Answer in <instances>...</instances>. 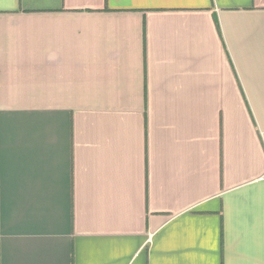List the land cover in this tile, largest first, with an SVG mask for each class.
<instances>
[{
    "label": "crops",
    "instance_id": "crops-1",
    "mask_svg": "<svg viewBox=\"0 0 264 264\" xmlns=\"http://www.w3.org/2000/svg\"><path fill=\"white\" fill-rule=\"evenodd\" d=\"M0 264H264V0H0Z\"/></svg>",
    "mask_w": 264,
    "mask_h": 264
}]
</instances>
